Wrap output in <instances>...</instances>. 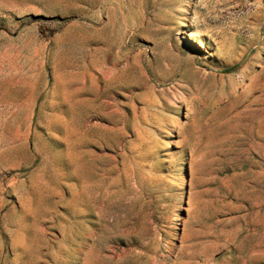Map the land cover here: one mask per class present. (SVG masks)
<instances>
[{
	"label": "rangeland",
	"instance_id": "374dc122",
	"mask_svg": "<svg viewBox=\"0 0 264 264\" xmlns=\"http://www.w3.org/2000/svg\"><path fill=\"white\" fill-rule=\"evenodd\" d=\"M0 264H264V0H0Z\"/></svg>",
	"mask_w": 264,
	"mask_h": 264
}]
</instances>
